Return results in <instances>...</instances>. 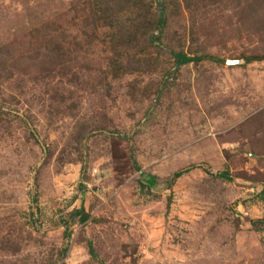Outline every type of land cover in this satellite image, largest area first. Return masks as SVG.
Masks as SVG:
<instances>
[{
  "label": "rangeland",
  "instance_id": "rangeland-1",
  "mask_svg": "<svg viewBox=\"0 0 264 264\" xmlns=\"http://www.w3.org/2000/svg\"><path fill=\"white\" fill-rule=\"evenodd\" d=\"M246 57L264 0H0V264H264Z\"/></svg>",
  "mask_w": 264,
  "mask_h": 264
},
{
  "label": "trees",
  "instance_id": "trees-1",
  "mask_svg": "<svg viewBox=\"0 0 264 264\" xmlns=\"http://www.w3.org/2000/svg\"><path fill=\"white\" fill-rule=\"evenodd\" d=\"M165 22V19H164V17H160V19H159V21H158V25H161V24H163ZM172 57H173V59H174V63H175V65L177 66V67H179V66H182V65H184V64H188V63H190V62H192V61H194V60H196V58L194 57V58H192V57H189L188 55H186L185 53H181V52H179V53H172ZM254 59H259V60H263L264 58H262V57H256V58H254V57H246L245 58V62L246 63H250V62H252V61H254ZM180 174L181 173H175L174 174V177L175 178H177V177H179L180 176ZM150 185L149 186H151V185H154L153 184V182H150L149 183ZM71 216L72 217H75V216H80L79 217V219H80V222H86L87 221V218H88V216L85 214L84 215V213L82 212V211H74L72 214H71ZM65 237H69L70 236V232L66 229V231H65ZM88 246H90V244H88ZM65 251H66V249H64L62 252H63V254H65ZM91 254H92V251L90 250L89 251Z\"/></svg>",
  "mask_w": 264,
  "mask_h": 264
}]
</instances>
